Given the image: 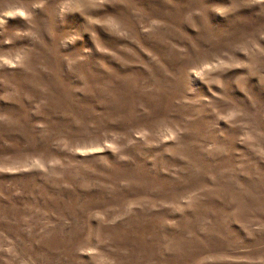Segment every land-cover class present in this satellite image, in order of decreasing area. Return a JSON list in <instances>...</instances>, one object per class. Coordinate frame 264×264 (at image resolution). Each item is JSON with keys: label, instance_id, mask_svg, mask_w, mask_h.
Wrapping results in <instances>:
<instances>
[{"label": "rangeland", "instance_id": "1", "mask_svg": "<svg viewBox=\"0 0 264 264\" xmlns=\"http://www.w3.org/2000/svg\"><path fill=\"white\" fill-rule=\"evenodd\" d=\"M0 264H264V0H0Z\"/></svg>", "mask_w": 264, "mask_h": 264}]
</instances>
